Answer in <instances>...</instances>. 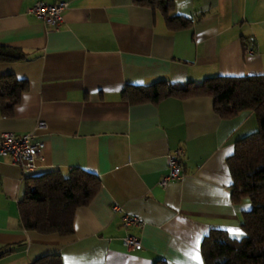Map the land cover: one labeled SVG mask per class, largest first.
Wrapping results in <instances>:
<instances>
[{"label": "crops", "instance_id": "crops-1", "mask_svg": "<svg viewBox=\"0 0 264 264\" xmlns=\"http://www.w3.org/2000/svg\"><path fill=\"white\" fill-rule=\"evenodd\" d=\"M66 1L62 24L45 27L27 9ZM170 16L189 20L173 30L157 8L133 0H0V45L25 57L0 62L28 90L0 134L34 131L43 159L23 171L0 156V264H32L57 254L62 264H204L200 246L212 230L239 238L248 198L231 199L227 159L235 142L256 131L244 110L221 118L209 96L131 104L129 86L165 80L175 87L214 76L264 75V0H173ZM39 121L44 122L40 129ZM182 151L183 175L165 188L168 155ZM71 168L95 175L100 189L78 207L73 233L22 228L18 204L25 179ZM120 211H114L113 206ZM124 214L140 228L125 229ZM126 232L140 241L127 251Z\"/></svg>", "mask_w": 264, "mask_h": 264}, {"label": "trees", "instance_id": "trees-1", "mask_svg": "<svg viewBox=\"0 0 264 264\" xmlns=\"http://www.w3.org/2000/svg\"><path fill=\"white\" fill-rule=\"evenodd\" d=\"M135 4L159 9L167 27L187 28L190 21L170 16L173 0H133ZM25 55L17 48L0 45V62L22 60ZM28 90L26 81L7 74L0 77V109L3 115L12 113L21 95ZM209 96L213 110L221 118H231L244 110L254 113L256 131L238 139L233 154L227 159L232 178L231 199L248 198L251 209L242 216L239 238L226 231L212 230L202 240L200 251L204 264H264V75L242 77L214 76L200 83L188 82L175 87L165 80L147 86H129L123 97L131 104L158 103L175 97L186 99ZM100 189L99 179L80 168H71L64 176L51 171L25 179V191L18 204L19 220L25 230L40 234L73 233V219L78 207L86 206ZM7 249H0V257ZM32 264H62L59 255L40 257ZM153 264H167L156 260Z\"/></svg>", "mask_w": 264, "mask_h": 264}, {"label": "built area", "instance_id": "built-area-1", "mask_svg": "<svg viewBox=\"0 0 264 264\" xmlns=\"http://www.w3.org/2000/svg\"><path fill=\"white\" fill-rule=\"evenodd\" d=\"M67 7L66 1L55 3L39 1L30 6L27 11L38 18L45 27L58 28L63 22L64 11ZM43 126L44 122L39 121L36 128L40 129ZM44 147V143L36 138L34 131L24 134L13 132L0 134V156L7 155L11 162L23 171L35 169L36 164L43 159ZM181 157L182 151L180 149H176L168 155L167 172L158 181L161 188H165L169 182L182 177ZM113 210L120 211V208L115 205ZM121 224L125 229L140 228L142 221L136 216L124 214L121 218ZM121 242L127 251L140 247L139 239L131 232H126L121 238Z\"/></svg>", "mask_w": 264, "mask_h": 264}]
</instances>
